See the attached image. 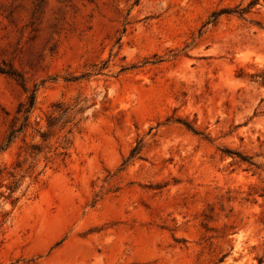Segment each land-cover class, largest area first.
Returning a JSON list of instances; mask_svg holds the SVG:
<instances>
[{
    "label": "rangeland",
    "instance_id": "374dc122",
    "mask_svg": "<svg viewBox=\"0 0 264 264\" xmlns=\"http://www.w3.org/2000/svg\"><path fill=\"white\" fill-rule=\"evenodd\" d=\"M0 264H264V0H0Z\"/></svg>",
    "mask_w": 264,
    "mask_h": 264
},
{
    "label": "trees",
    "instance_id": "16d2710c",
    "mask_svg": "<svg viewBox=\"0 0 264 264\" xmlns=\"http://www.w3.org/2000/svg\"><path fill=\"white\" fill-rule=\"evenodd\" d=\"M11 74V73H10ZM32 101H33V98L31 97V103H32Z\"/></svg>",
    "mask_w": 264,
    "mask_h": 264
}]
</instances>
